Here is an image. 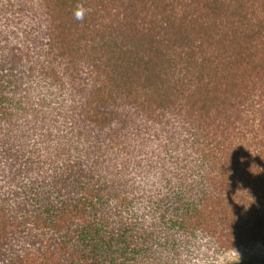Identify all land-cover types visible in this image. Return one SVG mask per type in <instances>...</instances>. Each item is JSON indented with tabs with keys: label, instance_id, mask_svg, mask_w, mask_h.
<instances>
[{
	"label": "trees",
	"instance_id": "16d2710c",
	"mask_svg": "<svg viewBox=\"0 0 264 264\" xmlns=\"http://www.w3.org/2000/svg\"><path fill=\"white\" fill-rule=\"evenodd\" d=\"M0 264H264V0H0Z\"/></svg>",
	"mask_w": 264,
	"mask_h": 264
},
{
	"label": "clouds",
	"instance_id": "9594fccd",
	"mask_svg": "<svg viewBox=\"0 0 264 264\" xmlns=\"http://www.w3.org/2000/svg\"><path fill=\"white\" fill-rule=\"evenodd\" d=\"M83 14H84V9L83 8H80L77 10V12L75 13L76 15V18L79 20V19H83Z\"/></svg>",
	"mask_w": 264,
	"mask_h": 264
}]
</instances>
